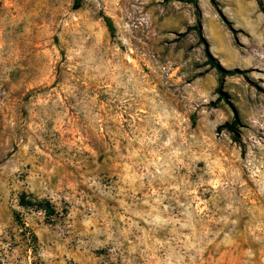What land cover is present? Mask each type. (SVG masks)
<instances>
[{
    "label": "rangeland",
    "instance_id": "rangeland-1",
    "mask_svg": "<svg viewBox=\"0 0 264 264\" xmlns=\"http://www.w3.org/2000/svg\"><path fill=\"white\" fill-rule=\"evenodd\" d=\"M196 1L0 0V264H264V0Z\"/></svg>",
    "mask_w": 264,
    "mask_h": 264
},
{
    "label": "trees",
    "instance_id": "trees-1",
    "mask_svg": "<svg viewBox=\"0 0 264 264\" xmlns=\"http://www.w3.org/2000/svg\"><path fill=\"white\" fill-rule=\"evenodd\" d=\"M185 2H187L189 4H193L194 6H197V1L196 0H185ZM81 4H82V0H75L74 10H79L81 8V6H82ZM259 5H260L261 10H264L263 9V5H262L261 2H259ZM106 23H107L110 31L113 32L115 30V27H114L111 19L106 17ZM198 29H199V27H198ZM208 57H209L210 60H214L209 53H208ZM235 124H236V122H234L233 125L226 124L224 126H221L219 128V130H221L222 128H225V129H228L230 132H234L235 131V126H234ZM21 205L24 206V207L33 206V204L28 202V201H26L25 198L22 199ZM42 205H43L42 209L47 210L50 214L53 212L52 209H51V206L48 203H46L45 206H44V204H40L39 206H42Z\"/></svg>",
    "mask_w": 264,
    "mask_h": 264
},
{
    "label": "crops",
    "instance_id": "crops-1",
    "mask_svg": "<svg viewBox=\"0 0 264 264\" xmlns=\"http://www.w3.org/2000/svg\"><path fill=\"white\" fill-rule=\"evenodd\" d=\"M232 2H237V0H232ZM255 5H256V3H255ZM257 6V5H256ZM208 20V19H207ZM209 21V20H208ZM206 35H207V33H206ZM208 36V35H207ZM214 50H216L217 52H219L217 49H214ZM222 54V53H221ZM214 56L215 57H217V58H219V57H224V55L222 54V55H218L217 53H215V51H214ZM224 64V63H223Z\"/></svg>",
    "mask_w": 264,
    "mask_h": 264
}]
</instances>
